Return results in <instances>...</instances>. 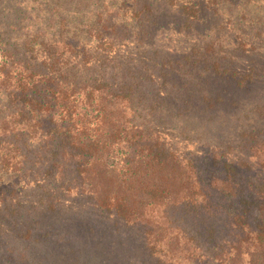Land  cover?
<instances>
[{"label":"trees","instance_id":"16d2710c","mask_svg":"<svg viewBox=\"0 0 264 264\" xmlns=\"http://www.w3.org/2000/svg\"><path fill=\"white\" fill-rule=\"evenodd\" d=\"M255 79L264 0H0V264L106 221L138 264H264V93L239 155L213 130Z\"/></svg>","mask_w":264,"mask_h":264},{"label":"rangeland","instance_id":"374dc122","mask_svg":"<svg viewBox=\"0 0 264 264\" xmlns=\"http://www.w3.org/2000/svg\"><path fill=\"white\" fill-rule=\"evenodd\" d=\"M256 58L257 60L261 59L259 55ZM242 65L238 68V71L246 69L244 63ZM222 85L219 84L221 87ZM252 85V88L245 92L234 90L235 92L230 95L233 99L237 97V105L232 106L225 103V105H222L224 107L215 114L216 119L213 122L214 134H221L222 137H225L224 141L233 147L230 150L233 154L239 155V151L236 150L239 148V138L236 133L239 130L241 121L236 117L243 112V107H250L253 104L254 97H260L264 93V88L258 80L255 79ZM62 222V220L59 221L57 225L62 224ZM110 225L111 222L109 221L97 223L101 237L92 238L84 234L78 239L83 244L81 248L76 246V240L75 247L80 248L78 250L79 254L75 252L71 257V262L76 261L77 264H80L82 260H89L90 264H131V262L138 264L144 255L138 236L134 231H131L132 229L123 228L119 231H114L115 227ZM66 239L68 238L66 237Z\"/></svg>","mask_w":264,"mask_h":264}]
</instances>
